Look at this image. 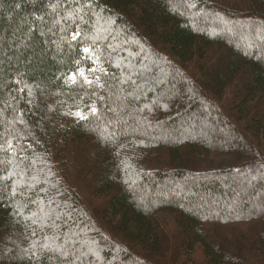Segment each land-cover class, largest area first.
<instances>
[{"label":"trees","instance_id":"obj_1","mask_svg":"<svg viewBox=\"0 0 264 264\" xmlns=\"http://www.w3.org/2000/svg\"><path fill=\"white\" fill-rule=\"evenodd\" d=\"M211 16L263 29L264 0H0V264H184L197 251L207 264H264V59L248 40L201 30ZM104 22L109 35L96 30ZM127 50L136 72L161 66L165 104L180 109L147 120L154 83L145 102L126 85L121 106L124 68L112 66ZM202 115L207 138L157 139L155 126L194 128ZM111 119L107 142L98 130ZM140 121L152 135L135 134ZM231 154L236 165L208 167ZM128 163L143 167L136 181ZM164 183L181 192L157 200ZM166 223L180 237L173 251Z\"/></svg>","mask_w":264,"mask_h":264},{"label":"rangeland","instance_id":"obj_2","mask_svg":"<svg viewBox=\"0 0 264 264\" xmlns=\"http://www.w3.org/2000/svg\"><path fill=\"white\" fill-rule=\"evenodd\" d=\"M174 6H176V8H178L179 10H185V5H180V4H175ZM197 23H201L200 27L201 30L206 31L208 34L213 35V36H218L222 39H224L226 42L234 45V46H238V47H242V45L244 44L246 46V42L245 41H249L250 43H253V50L258 49L257 53H258V57L259 59H264V28L262 29L261 27H258L257 25L253 24H249V25H232V24H227V23H223V21H221V18H217L215 16H211V19H208L207 21H203L202 19L197 20ZM110 24L111 23H107L104 22L102 24H97L96 30L100 33H102L103 35H109L110 34ZM197 24V25H199ZM242 38L244 39V42H242ZM246 39V40H245ZM255 40L257 42H255ZM255 43V44H254ZM247 47V46H246ZM249 54L252 53V50L250 49L248 51ZM125 56H123V58H119V60H117V65L115 64L113 67V69H122L124 68L121 72L123 74V77L121 78V80H119V91L118 93H116V99L119 101V103L121 104V106L123 108H125L127 105V101L129 98V95H125L123 93V88L126 85H131L132 86V95L135 101H140L143 100L144 102L147 100V97L145 96L147 93H145L146 89L151 85V84H156V87L153 88H149V96L152 95V99L149 100L148 105H146V103L143 105V114L146 112L150 113L147 117V120H151L153 119H159L160 117H164L166 115H169V112H172V110L174 108H176L177 106L179 107L180 105H175L173 107V109H170L169 104H165V100H166V95L168 93V91L170 92V88H166L164 87V85L162 86V83H164L165 80V72L163 71V69H161V66L159 64H154L152 66V68L141 65V66H137V71L132 70L131 66L128 63H126L128 60L134 58L135 54L132 52H129L128 50L125 52ZM126 61V62H125ZM191 67L187 68V72L185 71V73L189 76L190 73H188L189 69ZM152 69V73H153V69H157L158 71L157 77L151 76L149 74L150 70ZM110 70H106L105 73L108 75H111ZM192 75V74H191ZM149 76V77H148ZM151 76V77H150ZM190 77V76H189ZM150 79V80H149ZM193 79L197 80L196 75L193 76ZM149 80V81H148ZM130 83V84H129ZM166 88V89H165ZM157 89V90H156ZM188 92H190L191 94L195 93L196 89L193 88H187ZM232 92L231 90L228 93V99L232 96ZM151 98V96H150ZM232 99V98H230ZM120 106V107H121ZM147 107V109H146ZM177 107V108H178ZM176 108V109H177ZM180 109V108H178ZM191 116H197L196 113H191L190 114V118ZM73 117H75L76 119H80L81 114L75 113L73 114ZM203 119H199L200 121L197 122V125L193 128L192 126L194 125V122L192 123V126L189 124V122H187L188 120H186V122H182V125L179 124V126H173L175 129H173V127H162L163 125H158L155 126V128L157 130V135H159V137L157 139H163L164 141H172V142H177V141H183V139L187 138V139H193V140H202L205 139L209 136V127L206 124V120L205 117L202 115ZM113 119V118H112ZM111 122L106 121L105 123L102 124L101 128L98 130V133L101 135V137H103V139H106L107 142H110L111 140L109 138H107V132L112 131V134L115 135V132L113 131V128L111 126V123L113 125V123H115L116 119L112 120ZM185 120V119H183ZM194 121V120H192ZM149 122V121H148ZM110 126H109V125ZM146 125V124H145ZM144 124H142V122L140 121V125L136 126L137 128H135V134L144 138H147L148 135H152L153 133L151 132V129L148 128V125L145 126ZM113 138V136H112ZM111 138V139H112ZM159 151V150H157ZM156 151V153H157ZM162 153V152H161ZM164 155V154H163ZM161 156L160 162L159 160L156 162V164L154 163V165L152 166L153 163H150V161L146 164L147 167H149L148 169H157L158 167H160V165H164V161L166 162V158L164 160V156ZM238 160L236 159V155L231 154V156L225 155H216L213 160L211 161V164H208V167H211L210 169L212 170H218V169H223L225 167H232L233 165H236L234 162ZM161 168V167H160ZM209 169V168H208ZM143 170L142 165H129L126 164L125 166V176L127 177L128 180H130L131 182L136 181L137 179H139V176L136 175L137 173H140V171ZM136 185L133 189V193L135 194V202L137 203H143L145 204L146 202V198L144 197V193L143 195L140 194V190L137 186V182H135ZM31 186H33L32 183H28L26 184L27 188H30ZM170 186V185H169ZM186 187H183V189H185ZM187 189V188H186ZM258 190L259 194H264V191ZM180 191V190H179ZM179 191L175 192L174 190L170 189V187H168V185L166 183H164L163 186H160L158 193H157V200H159L160 198H172L173 196L177 195V193L179 194ZM181 192V191H180ZM263 192V193H262ZM264 196V195H263ZM215 197V196H214ZM238 199L235 204H238V202H241V198L237 197ZM213 199V198H212ZM165 200V199H163ZM169 200V199H166ZM244 203L242 202V206L247 203L251 206L256 205V202L253 198H251L250 200L247 199V197H245L244 199ZM179 201V199H178ZM219 201L216 199H213L211 201L208 202H204L203 205L204 207H202L203 209H207V211L209 213H211V211H216L217 210V203ZM208 205V206H207ZM239 206V205H238ZM30 217V216H29ZM56 219H59L60 216H54ZM31 218V217H30ZM33 220H37V217L35 216L33 218ZM162 234H165L167 239L169 240V244L171 245V250L173 251L174 247H177V244L179 242V238L175 239L176 236V232L175 229L169 224H163L162 225ZM222 231V230H221ZM218 231H214V234L217 235ZM221 234L220 236H222V233H218ZM56 242L51 241L49 243V247L51 246L52 248H55V250L58 249V247H56ZM10 244V243H9ZM179 245V244H178ZM169 255V252H168ZM175 259V258H173ZM173 261V260H172ZM169 262L170 264H173L171 262V259L169 258ZM208 262V261H207ZM206 262V258H204V254L201 251H197V255L188 262H183L184 264H207ZM176 264V261H175Z\"/></svg>","mask_w":264,"mask_h":264},{"label":"snow or ice","instance_id":"obj_3","mask_svg":"<svg viewBox=\"0 0 264 264\" xmlns=\"http://www.w3.org/2000/svg\"><path fill=\"white\" fill-rule=\"evenodd\" d=\"M85 52H89L90 51V49H87V48H85V50H84ZM93 111H95V110H93Z\"/></svg>","mask_w":264,"mask_h":264}]
</instances>
